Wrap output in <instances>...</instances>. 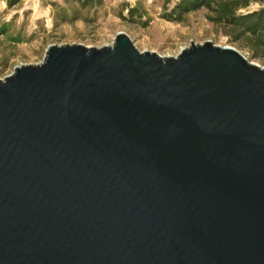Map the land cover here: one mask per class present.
Returning <instances> with one entry per match:
<instances>
[{
	"label": "water",
	"instance_id": "water-1",
	"mask_svg": "<svg viewBox=\"0 0 264 264\" xmlns=\"http://www.w3.org/2000/svg\"><path fill=\"white\" fill-rule=\"evenodd\" d=\"M0 264H264V69L50 46L0 81Z\"/></svg>",
	"mask_w": 264,
	"mask_h": 264
},
{
	"label": "rangeland",
	"instance_id": "rangeland-1",
	"mask_svg": "<svg viewBox=\"0 0 264 264\" xmlns=\"http://www.w3.org/2000/svg\"><path fill=\"white\" fill-rule=\"evenodd\" d=\"M101 5L82 10V19L73 23L55 21L56 3L63 8V0H22L8 8L7 0H0V24H9V32L0 38V81L11 76L14 69L43 63L50 46L82 45L86 48L112 47L119 33L125 34L140 52L155 53L162 58H176L193 42L202 45L236 47L228 42L222 30L213 26L206 11L189 14L180 24L160 18L162 0H101ZM141 6L146 12L144 26L129 25L118 18L121 6ZM252 4L247 11L258 9ZM70 14V12L68 11ZM68 14V15H69ZM127 12H123L126 16ZM20 33L22 43L14 39ZM251 64L264 69L263 60H255L247 50H237Z\"/></svg>",
	"mask_w": 264,
	"mask_h": 264
},
{
	"label": "trees",
	"instance_id": "trees-1",
	"mask_svg": "<svg viewBox=\"0 0 264 264\" xmlns=\"http://www.w3.org/2000/svg\"><path fill=\"white\" fill-rule=\"evenodd\" d=\"M22 0H7L8 8ZM101 0H63L69 8L52 4L57 23H73L82 19V10L101 5ZM252 4L259 8L247 11ZM118 18L125 24L144 26L148 19L141 6H121ZM70 12V14L68 13ZM126 11L127 15L123 16ZM206 11L209 22L222 30L228 42L238 50H247L255 60L264 61V0H162L160 18L167 22L180 24L187 15ZM69 14V15H68ZM9 24H0V38L9 32ZM12 40L22 43L20 33Z\"/></svg>",
	"mask_w": 264,
	"mask_h": 264
}]
</instances>
